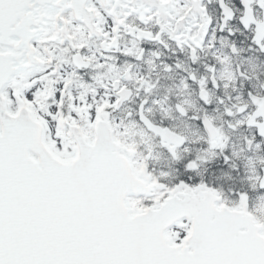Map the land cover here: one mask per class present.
<instances>
[{
	"label": "snow or ice",
	"instance_id": "snow-or-ice-1",
	"mask_svg": "<svg viewBox=\"0 0 264 264\" xmlns=\"http://www.w3.org/2000/svg\"><path fill=\"white\" fill-rule=\"evenodd\" d=\"M0 264H264V0H0Z\"/></svg>",
	"mask_w": 264,
	"mask_h": 264
}]
</instances>
